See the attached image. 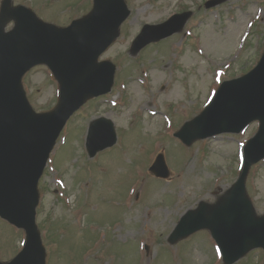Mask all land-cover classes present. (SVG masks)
Segmentation results:
<instances>
[{"label":"rangeland","instance_id":"obj_1","mask_svg":"<svg viewBox=\"0 0 264 264\" xmlns=\"http://www.w3.org/2000/svg\"><path fill=\"white\" fill-rule=\"evenodd\" d=\"M205 1L125 0L130 15L101 56L116 65L114 85L72 116L38 182L36 221L43 228L46 264H222L207 231L174 246L166 237L187 209L199 200L214 201L235 181L238 142L251 137L258 123L189 147L174 132L203 109L221 81L256 64L264 47V0H222L209 9ZM12 2L58 25L92 5V0ZM184 10L192 16L180 33L130 56L131 40L143 24ZM23 86L34 110L54 106L58 88L46 68L27 73ZM98 116L113 121L118 139L89 158L85 134ZM158 153L169 168L166 179L147 171ZM246 188L256 213H264V161L250 168ZM23 240L22 230L0 218V260L13 256ZM235 264H264V250H252Z\"/></svg>","mask_w":264,"mask_h":264},{"label":"water","instance_id":"obj_2","mask_svg":"<svg viewBox=\"0 0 264 264\" xmlns=\"http://www.w3.org/2000/svg\"><path fill=\"white\" fill-rule=\"evenodd\" d=\"M221 0H210L206 6ZM130 10L124 0H93L89 13L58 27L38 19L11 0L0 4V215L24 228L22 251L0 264H45V249L35 224L37 182L57 136L70 115L88 99L111 89L115 65L98 61L118 37ZM190 12L172 16L158 25H144L131 45L137 53L146 44L179 31ZM14 26L5 32V26ZM38 64H46L59 85L55 107L36 113L30 107L21 79ZM258 119L257 134L244 150V167L236 183L214 204L200 202L187 211L168 241L175 243L192 232L208 228L219 244L225 264H232L255 247L264 248V215L257 216L245 191L250 165L264 157V52L247 74L224 81L212 102L175 133L185 144L221 132H239ZM116 141L106 118L90 123L86 149L90 156ZM156 176L168 171L159 155L150 167Z\"/></svg>","mask_w":264,"mask_h":264}]
</instances>
